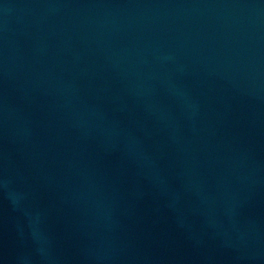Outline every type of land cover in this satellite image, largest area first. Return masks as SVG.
Returning a JSON list of instances; mask_svg holds the SVG:
<instances>
[{
  "label": "water",
  "instance_id": "1",
  "mask_svg": "<svg viewBox=\"0 0 264 264\" xmlns=\"http://www.w3.org/2000/svg\"><path fill=\"white\" fill-rule=\"evenodd\" d=\"M0 264H264V0H0Z\"/></svg>",
  "mask_w": 264,
  "mask_h": 264
}]
</instances>
